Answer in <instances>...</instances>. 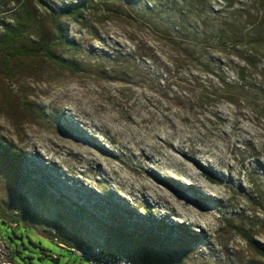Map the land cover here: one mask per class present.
I'll list each match as a JSON object with an SVG mask.
<instances>
[{"label": "rangeland", "instance_id": "obj_1", "mask_svg": "<svg viewBox=\"0 0 264 264\" xmlns=\"http://www.w3.org/2000/svg\"><path fill=\"white\" fill-rule=\"evenodd\" d=\"M24 1L35 19L15 48L53 44L61 29L72 43L53 52L78 69L1 53L0 206L8 219L27 211L39 222L18 264H90L58 243L118 252L105 228L135 237L134 254L152 264H264V99L232 105L201 88L213 79L203 68H174L165 26L188 0H91L81 22L49 14L81 0H0V23L13 25ZM112 3L133 18L109 12ZM233 63L221 59L232 83L242 66ZM57 214L66 232L49 230ZM7 256L0 238V264Z\"/></svg>", "mask_w": 264, "mask_h": 264}, {"label": "trees", "instance_id": "obj_2", "mask_svg": "<svg viewBox=\"0 0 264 264\" xmlns=\"http://www.w3.org/2000/svg\"><path fill=\"white\" fill-rule=\"evenodd\" d=\"M224 1L225 6H220L217 9L205 0H188L183 4V7L176 6L181 8L179 15L175 17L177 23H166L165 26L170 36L169 43L173 51L174 68L180 69L185 65L203 68V72L214 80L211 79L207 82L208 87L203 86L201 88L216 87L218 91L228 93L227 99L232 105H237L240 99L255 100L259 95H262L261 98L264 99V0ZM93 3L94 1L91 0H81L78 4L68 6L59 13L49 10V14L56 21L69 18L72 21L81 22L84 19V14L89 11L88 7ZM103 3L105 2L103 1L101 4ZM39 4L44 5L43 2H39ZM160 8L158 6L151 7L149 12L150 14L159 13ZM20 9L22 12L15 15L12 20L13 25L7 22L6 19L0 23L3 32V38L0 40V57L2 52H7L9 59L45 55L66 71L77 73V67L63 61L53 52L54 47L59 43L67 45L72 43L69 41L68 35L61 29L57 30L56 42L53 44L45 42L33 52L15 48L16 44L25 37L35 19V15L27 1L20 3ZM200 9H203L202 13H198ZM207 9L209 11L206 12ZM108 11L133 18L123 6L117 3H112L110 8L108 7ZM192 13L196 14L197 23L191 22L193 19ZM213 50L218 51L220 55H225L226 58H221L222 60L227 59L231 64H234L233 61L242 63V66L237 65L234 67L235 82H229V79L223 76L221 59H213ZM190 79L193 83L198 81V77L192 74ZM204 94L207 93L204 92ZM217 94V92L211 93L212 96ZM204 175L213 184L221 183L220 179L211 173L204 172ZM146 212L150 213L151 211ZM8 216L9 214L5 213L0 206V238L8 251L6 261L9 264H18L17 257L24 261L28 260L23 257V248H27L24 238L27 236L31 240L28 234L30 231L37 234L35 228L39 225V222L36 221L33 214L27 211L21 214L15 213L9 219ZM66 221L64 215L57 214L54 219L48 222L49 230L52 233L55 231L66 232ZM105 229L108 233L107 236H109L107 247L112 249L115 246L114 244L117 243L118 252L110 251L99 245L82 246H97L111 253L125 255L130 260H135V264H152L154 259L150 258L148 252L142 251L134 254L135 237L113 228ZM1 230H4L8 235V240L3 237ZM9 230L12 231L13 235ZM16 240L22 241V248ZM12 242H15V244L12 245ZM32 243L35 246H40L43 254L49 255V251L41 244ZM60 243L74 246L65 242Z\"/></svg>", "mask_w": 264, "mask_h": 264}, {"label": "built area", "instance_id": "obj_3", "mask_svg": "<svg viewBox=\"0 0 264 264\" xmlns=\"http://www.w3.org/2000/svg\"><path fill=\"white\" fill-rule=\"evenodd\" d=\"M58 245L71 250L80 258L89 261L90 264H135L125 255L111 253L97 246H67L63 243ZM53 258L58 259V256L54 255Z\"/></svg>", "mask_w": 264, "mask_h": 264}, {"label": "bare ground", "instance_id": "obj_4", "mask_svg": "<svg viewBox=\"0 0 264 264\" xmlns=\"http://www.w3.org/2000/svg\"><path fill=\"white\" fill-rule=\"evenodd\" d=\"M189 162V161H188ZM189 167V166H188ZM186 170H190L189 168H186Z\"/></svg>", "mask_w": 264, "mask_h": 264}]
</instances>
